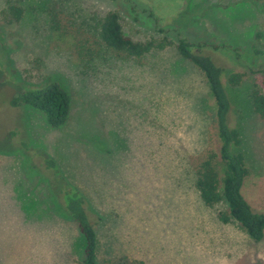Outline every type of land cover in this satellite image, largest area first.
Instances as JSON below:
<instances>
[{"label":"rangeland","instance_id":"1","mask_svg":"<svg viewBox=\"0 0 264 264\" xmlns=\"http://www.w3.org/2000/svg\"><path fill=\"white\" fill-rule=\"evenodd\" d=\"M10 5L19 19L3 13ZM109 10L134 40L162 35L214 48L248 169L242 194L264 213V123L249 101L254 86L264 92L263 0H0V264H81L64 186L85 199L101 264L120 255L143 264H264V233L253 241L220 222L194 188L196 167L217 150L204 77L172 48L139 59L104 49L98 26ZM231 74L242 76L236 87ZM47 82L71 99L58 128L10 106Z\"/></svg>","mask_w":264,"mask_h":264},{"label":"trees","instance_id":"2","mask_svg":"<svg viewBox=\"0 0 264 264\" xmlns=\"http://www.w3.org/2000/svg\"><path fill=\"white\" fill-rule=\"evenodd\" d=\"M260 1L255 0L258 6ZM3 13L15 19H19L21 15L20 9L13 5L7 7ZM97 39L104 49L121 52L132 59L145 58L153 52L172 48L180 58L193 65L204 77L207 90L215 104L213 124L217 150H210L196 167L195 191L204 206L216 210L220 222H235L251 240H261L264 233V213L253 211L242 194L248 169L243 154L237 151L241 144L240 133L229 126L231 103L222 83V68L212 58L214 48L205 43H194L186 38L172 41L162 35L134 40L124 34L122 17L118 10H109L105 13L99 22ZM255 53L258 51L255 50ZM241 78L240 74H231L228 83L231 87H236L240 84ZM249 99L253 112L264 123V92L254 86ZM70 105L69 93L56 82H47L42 87L22 91L10 101L12 107H29L41 112L52 128L61 127L66 123ZM48 164L54 166L52 161H48ZM60 190L64 216L76 225L82 239L81 264H101L98 260V233L91 222L84 197L71 186H64ZM219 206L225 208L216 209ZM104 264L143 263L120 255Z\"/></svg>","mask_w":264,"mask_h":264}]
</instances>
